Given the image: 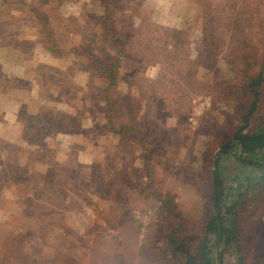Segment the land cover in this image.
Returning a JSON list of instances; mask_svg holds the SVG:
<instances>
[{"label":"rangeland","instance_id":"obj_1","mask_svg":"<svg viewBox=\"0 0 264 264\" xmlns=\"http://www.w3.org/2000/svg\"><path fill=\"white\" fill-rule=\"evenodd\" d=\"M31 2L48 18L44 29L35 11L15 19L25 26L23 47L35 51L32 65L41 61L39 77L30 76L41 98L25 93L23 128L0 126V264H187L172 239L196 252L213 209L214 158L220 216L264 175V143L248 150L234 138L264 141V82L246 116L248 76L264 61V0H117L114 37L102 26L103 0ZM19 30L9 29L14 44ZM89 53L96 63L118 58L112 93L132 115L125 120L120 108L122 124L146 133L143 144L132 130L117 148L103 105L87 94L88 83L103 81ZM250 214L260 223L241 250L220 236L221 264L241 256L264 264V209L253 204ZM216 240L208 235L209 264H217Z\"/></svg>","mask_w":264,"mask_h":264},{"label":"trees","instance_id":"obj_2","mask_svg":"<svg viewBox=\"0 0 264 264\" xmlns=\"http://www.w3.org/2000/svg\"><path fill=\"white\" fill-rule=\"evenodd\" d=\"M104 3H106L104 12L101 15L102 19V26L106 29L111 31V37L115 36V31L113 27L111 26L110 22L108 20L110 19V14L112 13V10L114 6L117 3V0H103ZM18 3H22L26 7L27 13L26 14H20V8H18ZM0 30L4 31L7 30V27L9 26V19L10 18H18L21 20H25L24 17L32 16L30 15L34 9L33 3L25 0H0ZM34 9V10H33ZM22 13V12H21ZM22 15V16H21ZM40 12L35 11L33 13L32 18H35V26L39 28V31L44 29V25L46 24V21L48 18L42 17ZM47 29V28H45ZM51 33V32H50ZM48 31L45 35L46 39L49 37H52ZM9 44L13 45L14 43L10 41L11 37H8ZM7 40V41H8ZM112 41L114 42L113 38ZM45 46V44H44ZM109 46H111L109 44ZM113 46V45H112ZM45 49L51 51L53 54H64V48H53V46H45ZM69 49V48H68ZM72 50V48H70ZM74 50V48H73ZM76 50V49H75ZM80 53V52H78ZM57 54V55H58ZM87 64L89 67L95 66V71L97 75L103 79L101 82L102 86H95L94 84L88 83L89 89H87L88 97L90 96V93H92V97L99 101L103 107H102V115L105 120V124H108L107 127L110 130V132H113V135L117 137L118 143L117 148L122 150L124 147H127V143L125 142V134L132 131V130H138L141 133L140 143L143 144V141L146 139L147 135L146 133H143L141 129H139L138 126L134 124H122L123 121L126 120L129 117L131 118L132 115L127 113L129 111V107L127 105H122L120 102L115 99V96L112 93L113 88L117 84V65L119 63L118 58H116L114 61H108L103 63L104 61H98L99 63L95 62V57L92 53L87 54ZM264 61L262 63L261 68L258 70V72L254 76H248V93L251 97V104L248 108V111L246 112V116L252 113L256 108V103L259 101V94H260V87L261 84L264 82ZM90 82V81H89ZM99 87V88H98ZM96 89L97 92L95 91ZM86 94V93H85ZM120 108H123V112L127 113L126 117L122 119L119 117L120 114ZM245 116V117H246ZM130 121V120H129ZM124 123V122H123ZM143 133V134H142ZM234 138L239 140L240 143H242V146L248 150L255 146H261L263 145L264 141L262 139L261 135H243L239 133L234 134ZM217 174V172H216ZM215 174L213 172H210V187H209V197L212 200V213L208 217V221L206 222V226L204 228V234L203 237L198 244V248L196 249V252L194 253H188L180 244H178L177 239H172L173 243L178 245V248L184 253L185 262L187 264H209L210 260L207 256L208 251L207 248V241H208V235L210 233L215 234L217 229L216 224V205H217V187L215 182ZM217 176H219L217 174ZM102 178H106V174L102 176ZM247 190L240 195L237 199H234L231 204L225 209L229 212V214H225L224 212L220 216V236L225 237V239L229 242H232L235 244L236 248L242 249V244L244 245L245 241L249 240V235L251 232L254 233V231L259 227L260 219L259 215L256 216V218H252V215L246 216L245 214L250 210V207L253 204H256L257 208L262 210L264 209V175L261 177L260 180H253L248 183ZM220 191L221 195L223 194V188L222 184L220 182ZM116 193H119V190H116ZM67 194L64 195L66 197ZM255 198H259L258 201H255ZM245 246V245H244ZM244 256H241L239 258L238 264H244L243 262Z\"/></svg>","mask_w":264,"mask_h":264},{"label":"crops","instance_id":"obj_3","mask_svg":"<svg viewBox=\"0 0 264 264\" xmlns=\"http://www.w3.org/2000/svg\"><path fill=\"white\" fill-rule=\"evenodd\" d=\"M10 19L8 21L9 26L7 27V30H0V126L5 127L7 125L12 126L13 124H17L21 125V128H23V123H19V120H22L20 114L22 112L28 114L31 108L30 101L25 98V93H36L35 96L37 97V100H40L41 98L39 93H37V88L32 85L34 78L30 77L31 75L34 76L35 73L36 76H38L36 65L41 61L37 60V63L34 66L32 65L33 61L36 60L34 58L35 51L33 50L30 52L23 47L26 38L21 36L24 32L25 26L22 24V21L18 19ZM16 24L20 26V35L16 36L17 43L10 45L8 40V37H10L9 29ZM42 52L44 53V51ZM51 57L56 58V56H53L50 53L49 58ZM32 67L35 68L32 69ZM16 79L23 82L28 81L31 87L29 86V88L26 89L25 85L22 87L15 85L12 80ZM17 92L21 93L20 95L23 94V96L16 95ZM41 103L42 101L39 102V104ZM8 120H12V122H9ZM22 135L23 133L18 137H14H16L17 140H21L23 137Z\"/></svg>","mask_w":264,"mask_h":264},{"label":"water","instance_id":"obj_4","mask_svg":"<svg viewBox=\"0 0 264 264\" xmlns=\"http://www.w3.org/2000/svg\"><path fill=\"white\" fill-rule=\"evenodd\" d=\"M214 172H215V182L217 187V207H216V234H217V240H216V258H217V264H221V258H220V249H219V239H220V212H221V192H220V184L218 182V178L216 175V157L214 158Z\"/></svg>","mask_w":264,"mask_h":264}]
</instances>
